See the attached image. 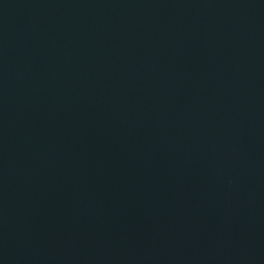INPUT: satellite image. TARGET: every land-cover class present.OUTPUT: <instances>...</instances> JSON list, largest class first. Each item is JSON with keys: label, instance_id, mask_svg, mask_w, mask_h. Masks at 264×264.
<instances>
[{"label": "water", "instance_id": "water-1", "mask_svg": "<svg viewBox=\"0 0 264 264\" xmlns=\"http://www.w3.org/2000/svg\"><path fill=\"white\" fill-rule=\"evenodd\" d=\"M0 264H264V0H0Z\"/></svg>", "mask_w": 264, "mask_h": 264}]
</instances>
